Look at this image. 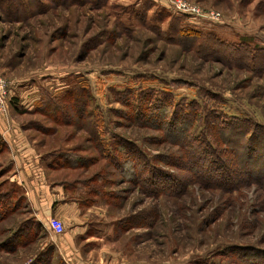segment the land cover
Returning a JSON list of instances; mask_svg holds the SVG:
<instances>
[{"label":"rangeland","instance_id":"rangeland-1","mask_svg":"<svg viewBox=\"0 0 264 264\" xmlns=\"http://www.w3.org/2000/svg\"><path fill=\"white\" fill-rule=\"evenodd\" d=\"M174 1L206 13L187 16ZM244 50L264 65V0H0L7 115L17 104L11 117L52 163L51 182L99 194V209L82 214L115 220L101 263L264 264V138L246 158L243 134L217 138L232 125L264 129V68L253 72ZM165 104L190 115L189 140L185 126L166 134ZM121 140L131 180L97 149ZM3 149L0 140V264H65Z\"/></svg>","mask_w":264,"mask_h":264},{"label":"crops","instance_id":"crops-1","mask_svg":"<svg viewBox=\"0 0 264 264\" xmlns=\"http://www.w3.org/2000/svg\"><path fill=\"white\" fill-rule=\"evenodd\" d=\"M18 109L12 106L10 114L5 118L0 116V133L9 146L6 154L10 156L12 163H16L14 175L25 187L24 192L31 213L39 222L42 221L49 232L55 252L59 253L65 264H103L101 263L103 255L110 252L109 244L116 236L115 220H109L108 215L104 213L99 217H85L86 213L82 214L83 206L88 204L89 211L98 210L101 203L96 198L99 196H94V201L92 198L86 200L81 189L67 187L65 180L58 182L49 180L48 165L28 140L29 137L23 131L26 128L11 117V112ZM51 219L62 221L65 232L61 234L50 232ZM67 224L71 225L69 233L66 229ZM79 240L87 243L84 242V245L80 246ZM111 253L113 256L116 254L112 250Z\"/></svg>","mask_w":264,"mask_h":264},{"label":"trees","instance_id":"trees-1","mask_svg":"<svg viewBox=\"0 0 264 264\" xmlns=\"http://www.w3.org/2000/svg\"><path fill=\"white\" fill-rule=\"evenodd\" d=\"M243 56H244V60H246V63L247 62L249 63V64H247L248 67L251 70H253V72H255L256 68H258V69L264 68V65H261L260 63H258L257 56L253 51L244 50ZM143 100H148V98L147 99L143 98L140 100L141 106L139 107V110H140V117L141 118H144L146 116V112L148 111V107H147L148 105L143 104ZM11 105H13V107L15 109L19 108V107L17 108V106H18L17 104H11ZM162 107L164 109V114L167 117V119L162 124L163 125L162 127H164V129L167 132L166 134L170 135V132H173L174 127L185 126V129H183L184 134H185L184 139L189 140V138H190L189 132L191 129L190 128V124H191L190 115H187V113H183L181 111L173 112L172 109H169L167 104H165ZM152 112H156V115L154 116L155 118H151V119H156L159 117V115L157 114V111H152ZM216 120H218V118ZM179 128L181 129V127H179ZM213 128H217V125H213ZM247 130H249V129H245L244 127L241 128L238 125H232L229 129H226L224 133L218 132L219 135L217 136V138L219 141H223V143H225V144L227 143L228 145H230L231 143H235L233 140H235L234 137H236V135L238 136V135L243 134L242 136L247 138L248 143H246L247 145H244L243 144L244 140H243L242 144L240 145V147H242V152H243L241 155H243V157L246 158L248 154H251L249 144L253 140H255L257 137L264 138V129H262L261 133H258L254 130L249 132ZM0 140L2 141V143L4 145V149H3L2 153H7V151L9 150V146H8L7 142L3 139L1 133H0ZM261 144L264 148V139L262 140ZM97 147H98L97 149H98L100 155L104 159H106V161L108 163L114 165V167H116V168L118 167L120 169V172L124 175V177H126V179L131 180V179L135 178V176H134V174H135L134 164L135 163H133L134 162L132 160L133 158L131 159L129 157H126V155H127L126 153H130L128 156L131 157V150L128 148L127 142L121 140L120 143L116 142V143H114V145H112V143L110 141L109 142L105 141V142H103L102 147L100 144L97 143ZM237 147H239V144L237 145ZM123 152L125 153L124 157H123ZM68 161L70 162V160H68ZM76 161L78 162V165L76 164L77 166L84 165V163L80 164L78 160H76ZM47 165H48V167H53V166H51L52 163L51 164L48 163ZM261 176L262 175H259V176L257 175V178H260ZM149 178H150V175H149ZM261 178H263V177H261ZM262 180H264V178ZM64 183L66 184L67 187L78 188V189L84 190V189H82V187L84 185L83 183H80V182L76 183V184L75 183L71 184V183H67V182H64ZM88 195L90 196V194H88ZM92 195H91V197H92ZM98 195H94V196H98ZM23 196L25 197V195H23ZM25 200L28 204V200L26 197H25ZM26 206H27V210H29L31 212L30 207H28V205H26ZM31 218H33V217H31ZM30 220H29V222H30ZM36 221L39 223L38 220H36ZM49 247L52 248L53 250H55L54 245H52L51 243H49Z\"/></svg>","mask_w":264,"mask_h":264},{"label":"built area","instance_id":"built-area-1","mask_svg":"<svg viewBox=\"0 0 264 264\" xmlns=\"http://www.w3.org/2000/svg\"><path fill=\"white\" fill-rule=\"evenodd\" d=\"M174 9L182 12L188 16L198 17L204 15L206 13L199 6H189L187 3L183 1H174L173 2ZM212 17H219V14L216 12L210 13ZM9 82L0 77V116L7 115L8 111V94H9ZM64 225L62 221L58 219L50 220V232L54 234H61L64 232Z\"/></svg>","mask_w":264,"mask_h":264}]
</instances>
